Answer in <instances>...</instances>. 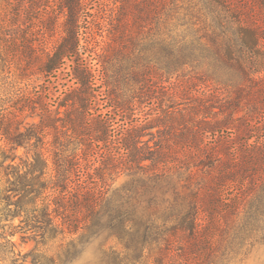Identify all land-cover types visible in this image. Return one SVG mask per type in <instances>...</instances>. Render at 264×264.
I'll return each instance as SVG.
<instances>
[{"label": "trees", "instance_id": "16d2710c", "mask_svg": "<svg viewBox=\"0 0 264 264\" xmlns=\"http://www.w3.org/2000/svg\"><path fill=\"white\" fill-rule=\"evenodd\" d=\"M118 1L100 85L76 58L90 7L60 0L64 35L39 69L69 59L76 87L53 102L21 89L14 110L0 108V261L73 264L71 248L102 237L123 249H103V264H138L150 249L152 264L227 263L264 248V0ZM147 24L142 89L117 91L112 58L137 57ZM22 53L26 75L36 50ZM17 234L34 247L17 251Z\"/></svg>", "mask_w": 264, "mask_h": 264}, {"label": "rangeland", "instance_id": "374dc122", "mask_svg": "<svg viewBox=\"0 0 264 264\" xmlns=\"http://www.w3.org/2000/svg\"><path fill=\"white\" fill-rule=\"evenodd\" d=\"M90 7L83 16L88 14L90 20V38L86 42L85 36L82 34L81 51L76 57L86 63L96 77L98 85L101 84L103 70L98 63V53L104 52V47L108 45L110 36L112 35V26L110 24L109 15L116 12L118 0H85ZM60 0H0V108L5 111H12V105L15 102L14 95L21 89L24 91L34 90L35 87L42 88L47 91L48 96L54 100L61 101L67 91L72 87H76V79L73 77V62L67 59L64 65L57 73L47 75L39 69L42 61L51 57L58 48L64 32L62 30V23L66 18L60 10ZM83 26H85L83 17ZM151 24L145 26V30L139 35L138 43H135L133 48L136 50L135 54L128 50L124 53H117L112 60L114 67L106 74L112 75L117 81V91H127L135 89L140 91L142 89L143 80L139 73L137 76L134 71L139 72L143 62L154 60L155 43H146L150 45V50L146 51L144 48L145 37L153 39L154 30L150 29ZM88 43V44H87ZM32 45L36 53L34 56V65L31 66L29 73L24 74L21 70L22 62L25 58L23 51L28 46ZM19 49L16 51V49ZM25 63V62H24ZM115 86V85H113ZM100 89V88H99ZM101 89H105L104 87ZM100 91V90H99ZM101 93H98V96ZM97 101V103H95ZM93 102L98 107L106 103L102 100V96ZM150 103L137 105L138 109L150 108ZM106 110V108H105ZM23 115H26L23 112ZM28 113V112H27ZM37 118L36 120H38ZM27 120H31L27 118ZM118 125V124H116ZM4 142V139L1 140ZM23 152L22 149L19 150ZM50 173H54L51 164ZM126 180V176H120L116 184L120 185ZM16 219L15 223H19ZM72 235L66 234V238L55 241L50 249L51 253L60 251L63 244L66 245L71 239ZM13 240L17 243V251L22 250L23 253L28 252L34 247L35 243L29 241L24 243L21 239V234H17ZM106 244L104 245V243ZM112 247V250H123L122 244L115 238L106 240L99 238L87 242L79 243L77 247L71 248L70 257H73V264H103V249ZM149 250V249H148ZM151 252H146V257L141 259L138 264H152L156 253L152 249ZM149 254V255H148ZM230 261L225 263L218 260L214 264H264V248L253 250L251 253L247 248H244L240 253L233 254ZM24 264H31V258ZM0 264H11L9 257L0 261ZM173 264H179L176 260Z\"/></svg>", "mask_w": 264, "mask_h": 264}]
</instances>
